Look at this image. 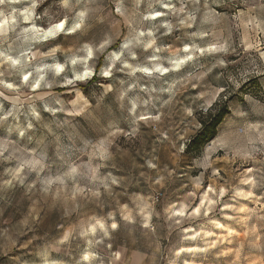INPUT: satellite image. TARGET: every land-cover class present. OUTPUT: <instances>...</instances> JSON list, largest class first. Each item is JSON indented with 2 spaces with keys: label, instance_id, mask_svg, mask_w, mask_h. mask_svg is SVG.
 <instances>
[{
  "label": "rangeland",
  "instance_id": "374dc122",
  "mask_svg": "<svg viewBox=\"0 0 264 264\" xmlns=\"http://www.w3.org/2000/svg\"><path fill=\"white\" fill-rule=\"evenodd\" d=\"M0 264H264V0H0Z\"/></svg>",
  "mask_w": 264,
  "mask_h": 264
},
{
  "label": "trees",
  "instance_id": "16d2710c",
  "mask_svg": "<svg viewBox=\"0 0 264 264\" xmlns=\"http://www.w3.org/2000/svg\"><path fill=\"white\" fill-rule=\"evenodd\" d=\"M94 76L92 77V79ZM229 113L227 101L222 104L214 102L204 114L205 118L201 119V132L190 144L201 143L213 138L216 134V126L221 122L222 118Z\"/></svg>",
  "mask_w": 264,
  "mask_h": 264
},
{
  "label": "bare ground",
  "instance_id": "6f19581e",
  "mask_svg": "<svg viewBox=\"0 0 264 264\" xmlns=\"http://www.w3.org/2000/svg\"><path fill=\"white\" fill-rule=\"evenodd\" d=\"M61 25H62V27H60ZM64 26H65V19H60L59 21L48 26L47 28L42 29L41 34H42V36H47V35L51 34L52 32H54L55 30H61L62 28H64ZM33 27H35L37 29V26L34 25ZM178 63L179 62H177L176 65H178Z\"/></svg>",
  "mask_w": 264,
  "mask_h": 264
},
{
  "label": "snow or ice",
  "instance_id": "6c2138e0",
  "mask_svg": "<svg viewBox=\"0 0 264 264\" xmlns=\"http://www.w3.org/2000/svg\"><path fill=\"white\" fill-rule=\"evenodd\" d=\"M60 27H62V25ZM26 79H27V77H26Z\"/></svg>",
  "mask_w": 264,
  "mask_h": 264
}]
</instances>
